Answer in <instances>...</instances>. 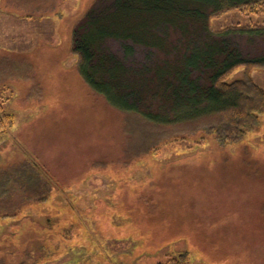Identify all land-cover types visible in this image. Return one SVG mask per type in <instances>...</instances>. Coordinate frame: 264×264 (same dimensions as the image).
<instances>
[{
	"label": "rangeland",
	"instance_id": "rangeland-1",
	"mask_svg": "<svg viewBox=\"0 0 264 264\" xmlns=\"http://www.w3.org/2000/svg\"><path fill=\"white\" fill-rule=\"evenodd\" d=\"M94 2L0 0V111L13 115L0 118V191L34 177L28 197L0 204V255L24 238L36 250L24 264H264V115L221 143L205 121L117 107L72 49ZM231 24H264V9L211 19ZM245 74L264 88V69L228 80Z\"/></svg>",
	"mask_w": 264,
	"mask_h": 264
},
{
	"label": "trees",
	"instance_id": "trees-1",
	"mask_svg": "<svg viewBox=\"0 0 264 264\" xmlns=\"http://www.w3.org/2000/svg\"><path fill=\"white\" fill-rule=\"evenodd\" d=\"M238 8L256 13L264 0H96L72 32L79 71L123 110L152 121H205L217 141L236 143L264 115V88L247 74L228 80L242 66L264 69V24L211 25L213 16ZM0 118L13 122L2 110ZM26 179L7 178L15 187L0 191L7 210L28 197L24 189L34 177ZM47 179L35 180L44 194ZM32 246L24 238L17 247L3 244L0 264H24Z\"/></svg>",
	"mask_w": 264,
	"mask_h": 264
}]
</instances>
